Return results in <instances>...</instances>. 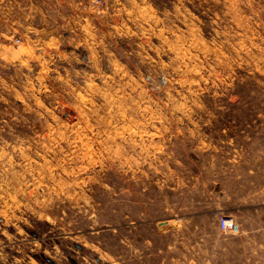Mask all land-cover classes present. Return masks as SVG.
Returning <instances> with one entry per match:
<instances>
[{"label": "rangeland", "instance_id": "374dc122", "mask_svg": "<svg viewBox=\"0 0 264 264\" xmlns=\"http://www.w3.org/2000/svg\"><path fill=\"white\" fill-rule=\"evenodd\" d=\"M93 1L0 39V264H264V0Z\"/></svg>", "mask_w": 264, "mask_h": 264}, {"label": "crops", "instance_id": "0c3cea01", "mask_svg": "<svg viewBox=\"0 0 264 264\" xmlns=\"http://www.w3.org/2000/svg\"><path fill=\"white\" fill-rule=\"evenodd\" d=\"M87 2L0 0V39L13 40L18 37L19 47L35 50L39 57L44 47L60 45L64 41L63 33L74 38L73 33L79 30L85 32L95 28L96 12L87 6ZM12 57L15 58L14 52Z\"/></svg>", "mask_w": 264, "mask_h": 264}, {"label": "built area", "instance_id": "2783aa9c", "mask_svg": "<svg viewBox=\"0 0 264 264\" xmlns=\"http://www.w3.org/2000/svg\"><path fill=\"white\" fill-rule=\"evenodd\" d=\"M96 0L93 1V3H95ZM20 42V39H15L14 43L18 44ZM234 227V222L231 218L228 217H223L220 220V228L222 230H230Z\"/></svg>", "mask_w": 264, "mask_h": 264}]
</instances>
